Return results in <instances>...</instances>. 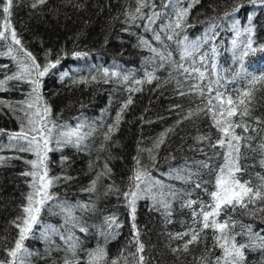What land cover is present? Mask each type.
Returning a JSON list of instances; mask_svg holds the SVG:
<instances>
[{
  "label": "trees",
  "instance_id": "16d2710c",
  "mask_svg": "<svg viewBox=\"0 0 264 264\" xmlns=\"http://www.w3.org/2000/svg\"><path fill=\"white\" fill-rule=\"evenodd\" d=\"M33 3L13 0L10 23L23 47L39 64L60 60L41 78L40 89L41 111L45 104L50 106V119L65 125L53 130V140L58 132L81 124L82 131L91 134L80 148L67 145L48 153V175L61 179L48 190L52 199L41 207L38 223L24 241L32 253L26 264H64L65 259L73 264H89L90 254L99 249L106 253L100 264H111L116 259L119 264H136L132 254L137 244L124 193L133 188L131 177L138 167L149 172L154 182H160L136 203L135 223L144 244V264H198L202 257L203 264H215L221 250L214 246L211 229L204 230L200 242L190 245L187 252L182 249L184 241L171 237L189 228L199 229V224L193 223V210L199 212L201 203H212L210 193L216 190L215 179L225 162L227 147L217 144L221 134L208 111L207 99L215 96V91L207 92L209 85L231 95L234 101L240 92H251L250 116L244 117L250 130L244 135L255 139L241 141L242 172L236 175L242 183L250 180L251 185L260 183L256 173L264 176L258 150L264 142V123L258 127L254 121L258 117L264 122V4L259 0L255 4L251 0H147V6L137 13L140 0H47L36 8ZM181 9L188 12L181 26L176 27V13ZM153 11L160 16L149 24L147 17ZM154 33L161 36L160 41L154 39ZM169 36L172 39H167ZM249 38L256 51L245 57L246 76L234 78L240 70L237 57ZM142 39L157 52L142 45ZM193 41L198 42V50L184 56L185 46ZM9 42L0 41V52L7 51ZM161 52L165 57L170 53V59L162 62L158 55ZM75 53L87 55L77 57ZM180 64L189 70L198 68L204 78L201 80L198 73H184ZM0 65L8 66L0 68V79L18 70L12 56H0ZM105 68L109 69L107 76ZM114 71L120 75H111ZM149 72L155 77L150 83L146 79ZM124 75L129 79L123 80ZM197 84L205 89L204 96L193 89ZM137 88L139 91H130ZM31 91L27 78L10 80L0 89V157L4 158L0 162V260L8 259L6 250L14 246L18 233L13 221L23 214L25 198L33 191V177L23 173L33 171L26 161L36 157L32 152L20 151L26 141L10 139L11 133L30 127L25 112L31 114L32 110L20 102H30ZM129 97L132 103L121 112ZM215 110L219 112L218 107ZM253 128L258 131L252 132ZM241 131L236 129L238 134ZM162 134L163 143L157 148ZM246 143L252 147H245ZM50 147L57 148L55 143ZM62 157L67 160L62 161ZM189 176L191 179H187ZM93 180L95 189L88 191ZM197 183L201 186L196 187ZM161 200L169 204L167 210L159 203ZM189 200L197 203L188 207ZM78 204L89 208L75 209L74 220L62 210V206ZM259 206L248 204V209ZM166 213H170L167 218ZM227 214L237 222L235 231L243 232L244 225H251L253 231L264 229L262 212L253 216L237 207L235 211L228 208ZM109 217L116 219L111 227ZM224 218L222 212L218 219ZM236 239L238 243L248 242L244 235ZM71 244H75L73 250ZM174 248L181 250L173 252ZM244 252V264H264V250L246 248Z\"/></svg>",
  "mask_w": 264,
  "mask_h": 264
},
{
  "label": "snow or ice",
  "instance_id": "6c2138e0",
  "mask_svg": "<svg viewBox=\"0 0 264 264\" xmlns=\"http://www.w3.org/2000/svg\"><path fill=\"white\" fill-rule=\"evenodd\" d=\"M253 4L257 0H251ZM261 4H264V0H259ZM47 3V0H34L32 4L33 8L44 5ZM168 3H171V0H168ZM147 6V0H140V5L136 8V12L140 13L143 7ZM162 7H166V4H162ZM13 7V0H0V12L3 14V20L0 21V41H10L7 46L6 52H0V56L7 55L12 56L17 62V72L11 75H7L4 79H0V89H3L6 83L10 80H20L26 79L27 82L32 85V91L29 94L32 99L31 101H21L20 104L27 105V109L32 110L31 114L25 112L27 117V123L30 126L28 131H24L23 127L20 132H14L10 134V139L15 140H24L26 141V147H22L20 151H27L34 153L36 159L26 161V163L32 166L33 171L25 172L23 175L33 177L31 187L33 191L29 192L26 196V204L22 207V215L17 217L16 221H13L15 228L18 230L17 238L15 239L14 246L10 249H7V260H0V264H26V258L32 255L31 252L24 246V241L29 237V234L32 232L33 227L38 223L39 213L41 207L44 203L52 199L49 194V189L52 187L54 182L61 179V177H49L48 175V153L50 151H55L59 147L71 145L76 148H80L85 139L91 134L82 131L84 127L83 124L78 125L76 128L70 129L69 131H60L57 133L55 140H53V130L56 128H64L65 125H57L54 121L50 119L51 116V107L48 105L43 106L41 111L40 102L42 101V96L40 89L42 88L41 78L44 77L51 68H55L60 60L57 59L54 62H48L45 65H41L37 62L36 57L29 51H27L22 44L20 38H18L17 32L14 27L11 26L10 18L12 16L11 9ZM153 9L156 5L153 2ZM188 9H181L176 13V27H180L183 18L187 15ZM160 16V13L153 11L152 15L147 17L149 24L154 23L155 19ZM135 19V17H133ZM235 26V25H234ZM246 31H251L247 29ZM240 33L237 32V35ZM154 39L156 41L161 40L159 34L154 33ZM167 39H172L171 36ZM188 37H184V41H187ZM233 46H237V42L233 40ZM252 40L249 38L246 45L240 50V54L237 57L238 62L240 63V70L234 74V78L246 76L247 69L244 65L245 57L249 55V52H255L256 49L252 47ZM141 44L145 47H148L153 53L157 52V49L151 46V43L148 40H141ZM191 48V51L189 50ZM199 44L196 41H193L190 45H186L183 51L184 56H191L192 52L197 51ZM17 53L16 56H13V53ZM50 55V51L45 54ZM77 57L86 56V53H75ZM160 60L163 62L166 59H170L171 54L169 53L168 57L161 52L158 53ZM22 56V58H21ZM201 60L204 59V56L200 57ZM163 67V63L160 65ZM7 65H0V68H7ZM180 69H183L184 73H198L199 78L202 80L204 78V73L201 72L198 68H184L183 64L178 65ZM105 76L109 74V69H103ZM68 75V73H64ZM111 75L119 76V72H112ZM155 77L152 73L146 74L147 82H151ZM95 79V77H93ZM127 75L123 76V80H128ZM107 82V81H106ZM137 84L142 83V81H136ZM216 84H219V79L216 80ZM193 89L199 93V95L204 96L205 89L202 88L199 84L193 85ZM130 91H139V89H130ZM215 91V96H209L207 99L208 111L212 115V119L215 122V126L218 132L221 134V138L217 140V144L221 147L226 145L227 152L224 157V164L219 168L218 174L215 179L216 190L210 193L212 198L211 204H200L199 212L193 210V223L199 224V229L189 228L183 233H176L172 236V239L182 240L183 251L187 252L189 246L197 244L200 242L201 234L206 229H211L214 235L215 247H218L221 250V255L217 256L215 259V264H244L245 261V252L246 248L255 250L257 248L264 250V235L261 233L264 232V229L260 231H253L251 225H244V231L238 232L235 231L236 221L232 219L230 215L227 214V209L231 208L232 211H235L237 207L245 209L248 214L255 216L257 212L264 213V176H261L259 173H256L257 179L260 181L258 185H251L250 180H245L243 183L240 178L236 175L237 173L242 172V168L239 164L240 161V148L242 140H253L255 136H245V133H248L250 130V125L244 121V117L250 116L249 103L252 99V94L250 91H242L237 96V99L234 101L231 95H226V93H221L218 89H213L211 85L207 87V92L211 94ZM180 95H184L183 92ZM246 99L248 103H246ZM213 100L217 101V104H213ZM132 103L131 97L127 102L122 106L121 112ZM227 106V107H226ZM219 108V112L215 109ZM238 111V109H241ZM23 111V108L21 109ZM192 113H189L191 116ZM237 117V119H233ZM120 116L117 115V123L119 122ZM255 123L259 127L261 123L260 119L254 118ZM115 126H113L114 129ZM241 129V134L236 132V129ZM113 129H110L113 130ZM3 130H0L2 132ZM252 132H257L258 128L251 129ZM163 135H161L160 140L156 143L158 148L161 143H163ZM106 139L109 137L106 136ZM201 140L205 137H200ZM235 141V143H233ZM55 143L57 148L50 147ZM245 147L251 148L250 143H246ZM215 147V145H213ZM258 150L261 153V159L259 161L260 165L264 167V142H261L258 145ZM151 151V150H149ZM3 157H0V162L3 161ZM154 159V158H153ZM67 160V157H62V161ZM137 165H140L139 159L136 160ZM203 167H208L207 164H203ZM107 169V165H105ZM102 174H107V171ZM101 174L97 175L99 179ZM184 179L185 177H179ZM67 180L70 177H63ZM191 179V177H187ZM133 182V188L128 192L124 193L125 198L127 199L128 207L130 208L131 218H132V228L134 231L133 239L136 241L137 250L132 255L137 258L136 264H144V256L142 255L144 251V244L140 242V230L135 223V213H136V203L139 199L144 198V193H151L152 188L155 184H159V181L153 180L151 174L147 172L142 167H138L133 177H131ZM144 184L145 187L141 189L140 185ZM91 188L87 189L92 191L95 189L96 180L91 182ZM251 185V186H250ZM199 183L196 184V187H200ZM163 195V194H161ZM175 195V193H172ZM152 200L156 202V196L152 195ZM162 204L164 209L169 208V204L164 200L159 201ZM196 201L189 200L187 206L191 207L193 204H196ZM259 203V208L249 210L248 204L257 205ZM79 208L81 211L89 208V205H72V206H62V210L70 219H75L74 211ZM225 213V218L221 221L218 218L221 213ZM170 215V213H166ZM109 221L108 226L111 227L112 224L116 223L115 217L107 218ZM170 222V221H169ZM82 232L87 231L86 228L80 229ZM45 233V237H46ZM244 235L248 237L247 243H238L237 236ZM185 237H188L187 240H184ZM68 239H72L69 237ZM67 242V240H66ZM75 248V244L70 245V250ZM180 248L172 249L173 252L180 251ZM91 260L89 264H100V261L104 260L106 253L103 249L90 254ZM204 258H200L198 264H203ZM64 264H73L72 261L65 259ZM111 264H119L118 259L112 260Z\"/></svg>",
  "mask_w": 264,
  "mask_h": 264
}]
</instances>
